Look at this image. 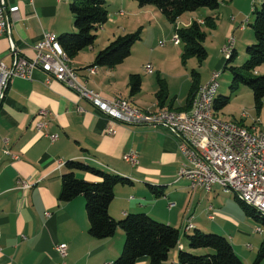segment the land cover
<instances>
[{
    "label": "crops",
    "instance_id": "1",
    "mask_svg": "<svg viewBox=\"0 0 264 264\" xmlns=\"http://www.w3.org/2000/svg\"><path fill=\"white\" fill-rule=\"evenodd\" d=\"M68 1L4 0L12 27L10 36L0 35V60L8 66L11 64V42L19 55L31 59L44 33L58 36L75 31ZM134 4L135 0H118L112 5L107 0V10L111 9V16H117V21L110 18L113 21L106 22L108 27L105 25L102 34H95L94 46L73 58L71 67L88 89L105 99H125L143 113L169 108L185 111L189 90L185 97L173 91L168 76L156 61L149 62L153 66L151 74L145 73L143 66L141 70L133 66L128 60L132 53L114 68L96 67L94 74L88 71L98 51L117 36L130 33L127 26L146 23L140 22V17L147 14L161 15L151 6L136 9ZM122 6L133 8L130 19L126 20L125 14L118 15V11H123ZM218 15L219 10H208L202 20L191 18L190 24ZM168 28L162 30V35ZM149 59L152 61V57ZM131 74L140 75L142 81L141 90L134 97L129 96ZM158 79L166 88L162 102L156 98ZM208 79L209 76L201 82L199 77V85ZM40 110H45L48 116H39ZM39 121L48 123L47 136L35 129ZM48 136L55 138L51 140ZM131 152L137 154L136 166L123 160ZM70 160L132 181L130 185H117L113 189L108 211L116 220L127 214L145 213L179 233L190 228L217 231L220 228L216 218L227 221V216L222 215L223 208L219 207L224 201L214 199L222 193L221 189L214 186L208 193L191 190L189 181L178 177L185 160L177 139L166 129L112 123L90 102L61 83L49 81L40 68H35L29 81L11 79L0 104V264H57L60 259L54 247L59 244L67 245V264H112L120 255L122 231L118 230L109 239L92 238L88 234L83 197L59 201L60 177L64 163ZM75 176L90 183L101 181L99 176L83 171H76ZM19 180L29 183L27 192L14 190ZM151 187L162 195L155 196ZM209 213L216 214V218L209 220ZM187 217L192 218V225H187ZM186 248L187 245L178 244L167 264H178V252L187 251ZM136 264H148V260L142 258Z\"/></svg>",
    "mask_w": 264,
    "mask_h": 264
},
{
    "label": "trees",
    "instance_id": "2",
    "mask_svg": "<svg viewBox=\"0 0 264 264\" xmlns=\"http://www.w3.org/2000/svg\"><path fill=\"white\" fill-rule=\"evenodd\" d=\"M135 2L139 7L153 6L172 24L185 13L195 12L199 9L217 11L221 5V0H135ZM68 8L72 15L75 31L64 32L56 37L60 50L71 61L81 51L94 46L97 39L95 31L108 21L109 13L107 0H72ZM252 15L254 19L249 26L254 34V43L246 46V61L241 67L230 66L227 68L236 57L235 50L231 49L225 58L223 70L228 69L232 74L230 89L235 90L238 83L248 86L258 108L264 98V76L247 78L241 71L252 73L258 66L264 64V1L259 8L252 9ZM214 19V17H206L202 23L192 21L186 28H175V37L184 44L183 57L195 58L199 62L206 59L207 50L204 47L206 35L202 30V26L214 28ZM141 37V28L133 33L117 36L105 48L97 52L89 69L96 67L114 68L122 64L130 56L133 46L141 41ZM191 78L187 105L184 108L186 112L190 110L200 87L199 75L196 72H191ZM141 82L140 75L131 74L129 76L130 97L139 94ZM158 83L159 91L156 98L159 102H162L166 95V88L162 80L158 79ZM228 102V97L216 95L214 112L218 113ZM169 110L177 111L171 108ZM239 125L240 127L243 126ZM76 171L99 176L101 181L90 183L79 179L75 176ZM60 182L59 201L69 202L78 196L83 197L89 222L88 234L92 238L98 240L109 239L115 235L117 230H122L124 233L122 251L112 264H136L142 258H146L148 264H167L169 254L179 244V231L177 229L158 222L145 213L127 214L120 220L114 219L109 214L108 209L113 200L114 187L117 185H130L132 184L130 179L104 173L79 161L70 160L64 163V171L60 177ZM151 190L155 196L162 195L161 191L154 190L152 187ZM234 198L238 197L234 194ZM238 201L247 215L264 226V217L261 213L252 207L250 208L241 200ZM186 245L190 250L209 249L212 252L204 255H193L181 249L177 254L178 264H243L224 236L208 234L194 229L192 234L186 235ZM263 255L264 242L259 249L254 264H257Z\"/></svg>",
    "mask_w": 264,
    "mask_h": 264
},
{
    "label": "built area",
    "instance_id": "3",
    "mask_svg": "<svg viewBox=\"0 0 264 264\" xmlns=\"http://www.w3.org/2000/svg\"><path fill=\"white\" fill-rule=\"evenodd\" d=\"M62 2V0H58ZM117 13H124L122 10ZM115 16V15H114ZM12 24L6 16L4 0H0V35L10 36ZM53 33H44L43 40L34 47V57L25 58L14 51L12 42L11 64L8 66L0 60V104L7 86L12 78L31 80L35 68H40L48 77L66 86L78 97L90 102L109 121L123 125L159 126L166 129L177 139L178 149L185 160L179 170L178 177L185 178L195 190L210 192L214 186L219 189L230 188L251 198L257 206L264 211V135L255 134L248 137L246 132L234 133L229 125H218L207 116V97L217 85L221 71H212L208 79V86L203 91V99L195 112H190V121H167L165 115H152L149 118H140L132 110H128L123 102H114L101 97L95 91L87 88L81 82L74 68H67V63L53 49ZM178 43L177 37H173ZM233 46V38L229 39L223 53L228 47ZM147 74L153 73V66H143ZM89 73L94 74L92 69ZM38 115L46 118L48 113L40 110ZM246 118V114H242ZM255 125V124H254ZM48 123L39 121L35 129L44 132ZM113 132V131H112ZM54 140L55 136H48ZM9 154V153H7ZM17 159L16 156H12ZM123 160L131 166L138 164L137 154L134 152L123 156ZM29 183L19 180L14 190L27 192ZM211 210V208H209ZM209 220L213 216H208ZM187 225H192V218L187 219ZM261 233L260 228L256 229ZM59 257L57 264H67V245L59 244L54 247Z\"/></svg>",
    "mask_w": 264,
    "mask_h": 264
},
{
    "label": "rangeland",
    "instance_id": "4",
    "mask_svg": "<svg viewBox=\"0 0 264 264\" xmlns=\"http://www.w3.org/2000/svg\"><path fill=\"white\" fill-rule=\"evenodd\" d=\"M71 1L72 0H69L68 2ZM263 1L264 0H221L219 15L214 19V28L202 26V30L206 35L204 47L207 50V57L201 62L195 58L183 57L184 44L181 40L178 43H174L173 37H175V28L188 27L187 24H190L191 18L194 20H202L208 9H199L197 12L185 13L177 19L174 24L168 22L162 14L161 16L158 13L156 17L154 15L151 17L150 14L141 16L140 22L146 23L136 25L134 22L131 24L132 27H130V25L129 27L127 26L130 33L135 32L139 28L142 29L141 41L133 46L131 50L132 55L128 60L132 61L133 66L138 67L139 70H141L142 66L149 64V62L154 64L156 61L162 72L168 76L167 81L168 84L172 86V90L182 94V97H185L189 90L192 81V71L199 75L201 82L208 76L210 77L209 74H211L212 71H221L218 80L219 89L216 95L219 97H228L229 102L218 113L216 111L214 112L215 117L223 122L238 124V126L241 124L245 126H241V128L243 127V129L251 134L264 133V98L261 101L260 107L257 108L252 91L248 86L238 83L235 90L230 89L232 74L228 69L223 70L226 54L222 51L226 47L228 40L233 38L232 50H235L236 57L227 68L230 66L241 67L243 65L247 59L245 52L246 46L254 43V34L249 26L254 19L252 9L259 8ZM108 2L115 5L118 0H108ZM133 7L136 9L142 8L139 7L136 2ZM120 8H123V12H125L123 14H125L126 20L130 19L133 8L124 6ZM151 8L154 11V7L151 6ZM110 10L108 11L110 14L108 22L113 21L110 20L112 17L117 21L118 17L111 16L110 12L112 11ZM149 23L151 24L149 25ZM106 24L107 23L98 28L95 34L98 36L101 35ZM106 27L108 26L106 25ZM165 28H168V30L162 35V30ZM149 57H152V61ZM241 73L247 78L264 76V64L258 66L252 73H246L244 71H241ZM206 83H208V81ZM242 114H246L247 117H242ZM215 198H222L224 201L223 206L219 205V207L223 208L222 215L227 216V221L225 222L220 218L219 220L216 218V214L209 213L207 216L211 215L213 218H216L215 222L218 224L220 230L214 229L217 231H210L209 229H200V231L224 236L243 264H254L259 249L264 242V226L245 213L242 205L238 201L239 199L234 198L232 192L229 194L221 193L220 195L214 196V199ZM211 201H213V197ZM186 219H188V217ZM257 228H260L262 232L257 233ZM192 230L193 229L190 228L188 232L180 231L179 244H182L183 247H186V235L192 234ZM123 244L124 238L121 246H123ZM186 249L187 252L193 255H204L212 252L209 249ZM172 253L169 255V258ZM257 264H264V255Z\"/></svg>",
    "mask_w": 264,
    "mask_h": 264
},
{
    "label": "bare ground",
    "instance_id": "5",
    "mask_svg": "<svg viewBox=\"0 0 264 264\" xmlns=\"http://www.w3.org/2000/svg\"><path fill=\"white\" fill-rule=\"evenodd\" d=\"M63 1V0H62ZM123 13H119V15L121 16ZM178 39V38H177ZM179 41V40H178ZM53 49L56 51V53L62 57L64 59V62L67 63V68H72L71 67V62L70 60L66 57V55L60 50V47L58 45L57 42V37L54 34L53 36ZM232 49V47H228L225 51L224 54H226V57L229 54V51ZM93 73L95 72V68H91ZM220 77V76H219ZM208 86V83L201 85L198 89V92L196 93V97L192 102L191 108L189 110V112L187 113H183L180 112L177 114V121H190V112H195L196 109L198 108L200 102L203 99V91L204 89ZM219 89V81L217 82V85L214 87V90L211 91V93L209 94V96L207 97V103H206V112H207V116L212 119V121H214L216 124L218 125H229L230 126V130L233 131L234 133H241V132H246V134L248 135V137H255V134H251L250 132L246 131L245 129L241 128L240 126L234 124V123H229V122H223L221 120H218L215 117L214 114V104H215V100H216V93L218 92ZM111 101L114 102H123V105L125 106L126 109L128 110H132L134 111V113L137 115V117L140 118H149L152 115H165L166 114V120L167 121H175V111H171L169 109H160L157 110L156 112H146L143 113L135 108H133L128 102L122 100V99H113ZM177 112V111H176ZM262 135H264V133H262ZM30 186L27 187V189H29ZM190 189L191 190H195L194 187H192L190 185ZM223 194H229L230 192H232L233 194H235L239 200H241V202L245 203L246 205L250 206V208H254L256 211H258L259 213H261L264 217V211L263 208L261 206H257L256 204H254L252 202L251 198H246L243 194H239L237 193V191L231 190L230 188H222L221 189ZM187 230V229H186Z\"/></svg>",
    "mask_w": 264,
    "mask_h": 264
},
{
    "label": "water",
    "instance_id": "6",
    "mask_svg": "<svg viewBox=\"0 0 264 264\" xmlns=\"http://www.w3.org/2000/svg\"><path fill=\"white\" fill-rule=\"evenodd\" d=\"M14 51H15V49H14Z\"/></svg>",
    "mask_w": 264,
    "mask_h": 264
}]
</instances>
